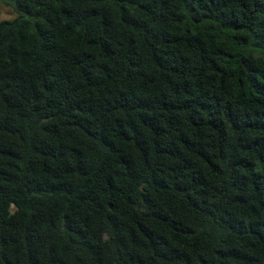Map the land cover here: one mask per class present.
Returning a JSON list of instances; mask_svg holds the SVG:
<instances>
[{"label":"trees","instance_id":"obj_1","mask_svg":"<svg viewBox=\"0 0 264 264\" xmlns=\"http://www.w3.org/2000/svg\"><path fill=\"white\" fill-rule=\"evenodd\" d=\"M0 2V264H264V0Z\"/></svg>","mask_w":264,"mask_h":264},{"label":"rangeland","instance_id":"obj_2","mask_svg":"<svg viewBox=\"0 0 264 264\" xmlns=\"http://www.w3.org/2000/svg\"><path fill=\"white\" fill-rule=\"evenodd\" d=\"M16 16V13L9 6H6L2 2H0V21L8 20Z\"/></svg>","mask_w":264,"mask_h":264}]
</instances>
